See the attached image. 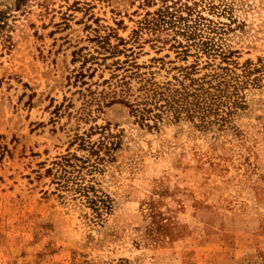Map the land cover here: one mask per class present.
Returning <instances> with one entry per match:
<instances>
[{
    "label": "rangeland",
    "instance_id": "rangeland-1",
    "mask_svg": "<svg viewBox=\"0 0 264 264\" xmlns=\"http://www.w3.org/2000/svg\"><path fill=\"white\" fill-rule=\"evenodd\" d=\"M0 264H264V0H0Z\"/></svg>",
    "mask_w": 264,
    "mask_h": 264
},
{
    "label": "trees",
    "instance_id": "trees-1",
    "mask_svg": "<svg viewBox=\"0 0 264 264\" xmlns=\"http://www.w3.org/2000/svg\"><path fill=\"white\" fill-rule=\"evenodd\" d=\"M162 1H164V0H162ZM162 11H163L162 15L165 14V13H169V14H170V15H169L170 17H171V16H174L173 12H169V11H168V6H167V5H165V6L163 7V10H162ZM162 20H163V22L170 21V20H165V19H162ZM171 22H173V21H171ZM61 158H65V157H61ZM55 162H56V164H61V163H62V161H60V160H59V161L57 160V161H55Z\"/></svg>",
    "mask_w": 264,
    "mask_h": 264
}]
</instances>
